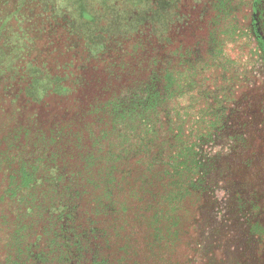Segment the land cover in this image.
<instances>
[{
	"label": "rangeland",
	"instance_id": "rangeland-1",
	"mask_svg": "<svg viewBox=\"0 0 264 264\" xmlns=\"http://www.w3.org/2000/svg\"><path fill=\"white\" fill-rule=\"evenodd\" d=\"M20 1L0 0V21L6 23L3 35L18 28L27 36L25 59L16 64L19 69L0 77V139L13 137L12 132L22 127L31 132H21L25 153L40 152V143H30L37 136L42 143L45 137L49 151L54 152L51 138L56 129L71 122L73 130L81 131L82 149L71 151L73 138L59 142L63 171L81 166L82 153L104 158L113 149L131 174L141 169V160L144 171L166 168L168 156L176 150L175 131L189 134V144L198 136V126L206 130V118L217 117L226 127L232 123L247 144L242 150L229 149L224 143L226 129L217 130L213 142L208 137L206 143L195 139L197 152L206 147L217 152L221 164L215 173L218 187L214 199L191 197L183 203L186 211L181 212L178 238L157 247L160 260L147 252L150 230L146 225V229L134 226L135 221L140 222L136 214H131L127 224L126 214H99L98 209L108 203L96 202L103 185L99 171L105 168L97 162L95 173L91 168L93 173L88 174L91 184L85 193L75 195L74 184L67 185L72 219L65 216L57 223L51 218L55 254L45 260L49 264H264V234L250 235L247 218L236 210V200L241 197L244 207L255 206L259 211V216L253 214L254 219L264 220V55L257 50L250 28L249 0H234V15L220 20L208 3L203 5L204 0H26L23 7ZM151 9H157L156 14ZM13 12L17 21L12 17L6 21ZM86 16L93 18L87 29L80 27ZM154 23L166 30L160 43L154 40V26H149ZM233 27L235 34L230 36ZM261 33L264 36V29ZM89 42L90 49L95 43L92 49H100L90 50ZM177 48L184 57L174 61L170 54ZM155 55L177 74L178 96L160 100V106L138 123L123 122L103 141L100 117L76 113L83 114L89 104L103 103L115 92L125 93L123 100L130 101L136 82L149 77ZM27 64L40 72L38 82L47 85L44 93L29 92L30 79L25 77V83L20 80ZM87 127L91 130L86 131ZM219 134V139L213 138ZM3 150L4 142H0V152ZM124 166L118 162V168ZM152 177L146 180L155 186L146 191L157 193L158 184ZM6 182L0 173V194ZM6 211L7 206L0 203V264H12L5 247L7 231H1L13 219ZM37 220L35 215L34 223L25 218L21 223L31 224L29 230L39 233L41 220L42 225L48 221L40 219L37 225ZM65 244L67 252L61 248Z\"/></svg>",
	"mask_w": 264,
	"mask_h": 264
},
{
	"label": "trees",
	"instance_id": "trees-1",
	"mask_svg": "<svg viewBox=\"0 0 264 264\" xmlns=\"http://www.w3.org/2000/svg\"><path fill=\"white\" fill-rule=\"evenodd\" d=\"M160 1L157 0L158 3ZM24 3L26 5V0H21L19 3L20 7H23ZM78 3L80 4V1ZM207 3L210 5L208 9L210 8L213 14L216 12L218 15L216 17L219 20L234 15L232 12V8L235 5L234 0H204L203 5L206 6ZM248 5L251 7L248 19L256 40V48L264 55V36L261 33L264 29V0H249ZM152 12L156 14L157 9L152 10ZM11 17L14 22L17 21V13L13 12L10 17H7L6 21L11 19ZM4 22L5 20L0 21V77L4 74L12 75L17 72L19 68H17L16 64L21 59H25L22 55L25 48L24 44L27 40L25 32L18 28L9 29V35L4 36L6 28V23ZM92 22L93 18L86 16L80 20V27L85 26L87 29ZM160 25L162 24H149L151 27L154 26L153 30L155 33H153L156 34L154 35V40L159 43L163 39L161 35L166 32L165 29H160ZM137 33L139 35L142 34V30H138ZM234 34L235 29L233 27L230 36ZM86 46L90 49V42ZM92 48L90 50L100 49ZM220 49L222 50V47ZM170 55L174 61L184 57L179 48L171 52ZM150 65L153 69L149 72V77L136 82L134 88L131 89L133 92L128 97L130 101L125 102L123 100L122 96L125 93L119 92L118 94L115 92L103 103L89 104L86 107V109L89 108L88 111L85 109V111H82L83 114L76 113V115H80L79 117L83 115L100 117L104 127L101 135L103 141H107L114 135L119 125L123 122L132 121L138 123V120L148 116L160 106L157 104L160 100L164 102L175 99L178 96L175 97L178 79L174 69L167 68L163 58L158 55L153 56ZM162 66L165 69L161 68ZM30 67V64L24 67L26 69L23 74L19 75L20 80L25 83V77L30 79L27 88L29 92L32 90L35 95L40 92L44 93L47 85H44L43 82L42 84L38 82L40 80L38 78L41 75L39 74L40 72L34 66ZM24 92L30 94L26 90ZM206 120L203 125L206 130L204 131L203 128L198 126L201 130L197 132L199 133L198 136H195L189 144H187L189 134L185 135L180 130L175 131L173 142L176 150L171 153L172 155L168 156L167 167H161L155 173L144 171L141 160V169L137 170L138 172L135 174H131L124 166L123 161H121L122 158L116 157L113 149L108 151L104 158L91 152H88L86 156L82 153L81 166L63 171L60 166L63 165V160L60 159L63 154L59 142H62L65 138H68L69 142H71L73 138V146H70L71 151L72 148L82 149L78 135L81 131L73 130L74 123L71 122L56 129V133L53 135L54 138H51L52 142L55 143L54 152L49 151V147H47L49 144L46 143L45 137L42 143L40 137L37 136L30 143L31 145L40 143V152L37 154L35 152L25 153L22 149L21 132L24 131L25 135L31 132L27 131L29 129L22 127H18L12 132L14 134L13 137L8 138L5 136L0 139V142H4V150L0 152V173L4 174L7 181L0 194V203L4 206L6 205V212L13 216L12 221L6 225L8 228L1 230L3 232L7 231L5 247L7 254L10 255L8 262L12 260V264H49L45 259H50L49 257L55 254L53 252L54 240L51 236V233L54 234L51 218L53 217L57 223H61L65 216L72 219L69 214L67 196L68 191L71 189H68L67 185L74 184L72 187L75 195L85 193L91 184V178L88 174L94 172L97 162H102L105 168L104 170L100 168L99 171L103 185L96 202L104 201L105 204L108 203L98 209L99 214L102 213L103 216L108 215L110 217L126 214L124 216H127L125 224H127V220L129 221V217L131 219L132 213L136 214L140 222L137 223L135 221L134 226L136 224L145 227V229L147 226L150 230V241L147 244L149 251L147 252L153 256L157 255L156 259L158 260L159 257L160 260L161 256H158L161 254L159 248L165 244L167 245V242L173 243L178 238L181 222L183 221L181 212L185 213L186 211L183 203L191 197L204 199V201L212 197L214 199L215 188L218 187L219 179H215V173H217L218 169H221V164L215 155L217 152L213 153L212 148L206 147V149L201 152L198 151V153L195 139L197 138L206 143L207 137L212 140V136L217 134V130L226 129L227 137L224 143L229 149L242 150L247 148L244 135L232 123L226 127L227 123L222 122L217 117L206 118ZM88 130L91 129L87 127L86 131ZM213 138L219 139L220 134ZM91 149H93V145ZM118 162L124 168H118ZM220 173L223 174V171H220ZM150 176H154L152 179L158 184L155 187L157 193H148L146 191L155 186L153 182L148 183ZM221 176L223 177L224 175ZM177 181H188V183L179 185ZM140 204L141 206L137 207ZM236 204V210L248 220L247 232L252 236L260 232L264 234V220L261 217L257 219L253 217V214L255 216L260 215L257 208L255 206L248 208L246 205L244 207L241 197H238ZM98 212L95 211L94 213L98 214ZM35 215H37L39 221L40 219L48 221L45 224L43 221L42 225L41 220L42 227H40L41 231L39 233L29 230L32 228L31 224L24 225L21 223L24 218L34 223ZM38 220L36 221L37 225L39 223ZM158 246L159 248H157ZM61 248L65 251L69 250L66 244ZM125 250L124 248L123 251Z\"/></svg>",
	"mask_w": 264,
	"mask_h": 264
}]
</instances>
